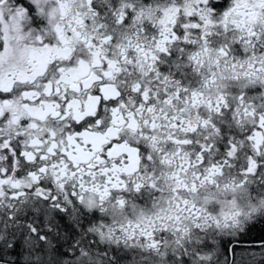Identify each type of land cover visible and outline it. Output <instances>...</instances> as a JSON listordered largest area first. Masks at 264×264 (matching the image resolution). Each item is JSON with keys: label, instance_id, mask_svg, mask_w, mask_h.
<instances>
[{"label": "snow or ice", "instance_id": "6c2138e0", "mask_svg": "<svg viewBox=\"0 0 264 264\" xmlns=\"http://www.w3.org/2000/svg\"><path fill=\"white\" fill-rule=\"evenodd\" d=\"M0 264H264V0H0Z\"/></svg>", "mask_w": 264, "mask_h": 264}, {"label": "trees", "instance_id": "16d2710c", "mask_svg": "<svg viewBox=\"0 0 264 264\" xmlns=\"http://www.w3.org/2000/svg\"><path fill=\"white\" fill-rule=\"evenodd\" d=\"M253 235L255 236L256 234L254 233Z\"/></svg>", "mask_w": 264, "mask_h": 264}]
</instances>
